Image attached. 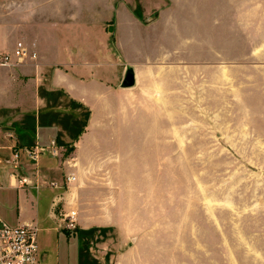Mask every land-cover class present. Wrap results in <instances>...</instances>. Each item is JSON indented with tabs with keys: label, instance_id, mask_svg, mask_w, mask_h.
<instances>
[{
	"label": "crops",
	"instance_id": "crops-1",
	"mask_svg": "<svg viewBox=\"0 0 264 264\" xmlns=\"http://www.w3.org/2000/svg\"><path fill=\"white\" fill-rule=\"evenodd\" d=\"M124 1L0 0V28L6 35L18 33L13 50L0 55V62L18 43L37 56L0 68V75L17 85L14 102L0 100V108H12L9 116L0 114V189L14 194L3 192L0 208L13 209L17 223L3 220L7 213L0 220L13 227L37 224L40 264L47 259L40 234L82 235L93 252L104 248L103 235L127 232L123 213L115 211L120 191L114 189L121 186L125 168L114 163V156L153 153L159 148L154 139L167 144L169 138L153 124L200 107L201 60L216 56L217 25H223L229 57L238 53L241 85L248 90L250 71L260 74L250 64L264 59V0H182L146 9ZM153 7L161 11L143 23ZM105 24L109 33L116 29L115 50L104 49L109 42ZM128 68L135 85L123 88ZM52 140L61 157L46 154L35 163L26 155ZM13 147L21 154L19 167L10 163ZM16 175L31 185L18 188ZM133 184L135 170L129 178ZM72 213L77 229L70 232L63 226ZM98 257L94 261L106 264Z\"/></svg>",
	"mask_w": 264,
	"mask_h": 264
},
{
	"label": "rangeland",
	"instance_id": "rangeland-1",
	"mask_svg": "<svg viewBox=\"0 0 264 264\" xmlns=\"http://www.w3.org/2000/svg\"><path fill=\"white\" fill-rule=\"evenodd\" d=\"M130 1L146 9L182 0ZM153 8L143 23L156 19L161 10ZM216 28V56L201 60L200 107L185 116H170L169 123L153 124V130L169 132L167 144L165 139L153 140L159 147L153 153L114 156V163L125 168L121 186L114 189L120 191L115 211L123 213L127 232L103 235L104 248L93 252L82 235L40 234L41 248L47 247L44 264H98V256L106 264L110 259L112 264H264V59L250 64L260 74L250 71L247 90L240 81L238 53L229 57L223 25ZM5 30L0 28V55L11 52L17 42L18 33L6 35ZM114 31L109 33L104 25L109 39L104 49L115 50ZM28 46L32 50L34 44ZM10 67L16 66L0 62V68ZM1 78L0 100L14 102L16 83ZM11 109L2 107L0 114L9 116ZM134 170L136 184L130 186ZM15 213L0 208L10 223H17Z\"/></svg>",
	"mask_w": 264,
	"mask_h": 264
},
{
	"label": "built area",
	"instance_id": "built-area-1",
	"mask_svg": "<svg viewBox=\"0 0 264 264\" xmlns=\"http://www.w3.org/2000/svg\"><path fill=\"white\" fill-rule=\"evenodd\" d=\"M36 58L37 56L31 54L23 43H18L11 54L3 56L1 64L4 66H15ZM9 137L12 138V135H9ZM15 148L13 147L11 150L10 163L14 167H19L21 154ZM46 154L55 158L61 156V150L55 140H52L49 146L26 150L28 158L35 163H38L41 156ZM16 177L18 178V188L31 185V181L28 178L17 175ZM74 217L75 213L66 216L64 230L72 232L77 229ZM38 234L39 228L37 224L27 223L13 227L0 220V264H40Z\"/></svg>",
	"mask_w": 264,
	"mask_h": 264
},
{
	"label": "water",
	"instance_id": "water-1",
	"mask_svg": "<svg viewBox=\"0 0 264 264\" xmlns=\"http://www.w3.org/2000/svg\"><path fill=\"white\" fill-rule=\"evenodd\" d=\"M135 85V75L134 71L131 68L127 69V72L125 74L122 87L123 88H131Z\"/></svg>",
	"mask_w": 264,
	"mask_h": 264
}]
</instances>
